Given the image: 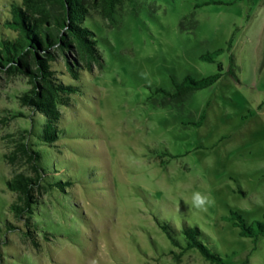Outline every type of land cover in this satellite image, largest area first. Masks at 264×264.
I'll list each match as a JSON object with an SVG mask.
<instances>
[{
    "label": "rangeland",
    "instance_id": "obj_1",
    "mask_svg": "<svg viewBox=\"0 0 264 264\" xmlns=\"http://www.w3.org/2000/svg\"><path fill=\"white\" fill-rule=\"evenodd\" d=\"M20 1L0 0L1 25ZM89 23L104 64L61 108L56 147L33 135L44 118L20 103L28 79L0 74V228L20 227L0 237V264H211L198 249L175 258L185 225L228 264H264V236L243 237L232 220L264 217V0H134ZM220 63L224 75L184 101L159 91ZM26 131L50 181L72 182L43 197L37 244L8 212L6 180L27 166L3 154ZM195 191L214 198L206 212L190 207Z\"/></svg>",
    "mask_w": 264,
    "mask_h": 264
},
{
    "label": "trees",
    "instance_id": "obj_2",
    "mask_svg": "<svg viewBox=\"0 0 264 264\" xmlns=\"http://www.w3.org/2000/svg\"><path fill=\"white\" fill-rule=\"evenodd\" d=\"M134 0H21L11 4L10 16H4L0 22V74L21 75L28 79L30 88L20 97V103L34 113L40 114L44 122L40 131L33 134L42 145L56 147L62 137V107H69L72 97L80 92V82L85 72L102 68L104 58L99 48L97 34L89 23L93 12L103 19L113 22L118 9ZM132 12L130 10L128 13ZM1 15V12H0ZM112 24V23H111ZM5 29L9 31L6 32ZM203 55L205 61L215 62V55ZM214 55V56H213ZM219 72L201 79L187 75L182 82L173 79L176 91L164 92L168 102L184 101L189 95L216 83L223 75V66ZM205 114L195 125H201ZM31 131L23 133L14 141L10 153L3 158L9 166L18 162L27 166V171L12 174L6 180L7 188L15 193L16 200L10 203L8 212L18 223H23L24 235L35 244V233L39 226L33 223L35 213L42 204L43 197L50 191H65L72 182L50 181V170L43 164V155L30 143ZM32 135V134H31ZM54 177V176H53ZM232 220L240 229L243 237L258 238L264 236L263 220L249 223L239 212H232ZM20 230L12 222H5L0 228V237ZM186 246L175 255L180 260L184 253L198 249L211 264H228L220 254L212 252L201 240L198 227L185 225L182 230ZM173 243H180L172 238Z\"/></svg>",
    "mask_w": 264,
    "mask_h": 264
},
{
    "label": "clouds",
    "instance_id": "obj_3",
    "mask_svg": "<svg viewBox=\"0 0 264 264\" xmlns=\"http://www.w3.org/2000/svg\"><path fill=\"white\" fill-rule=\"evenodd\" d=\"M142 76L147 78V74L142 73ZM214 203V198L200 191L193 192L191 200L189 201L190 207L195 209L197 212H206L209 207L214 205Z\"/></svg>",
    "mask_w": 264,
    "mask_h": 264
}]
</instances>
